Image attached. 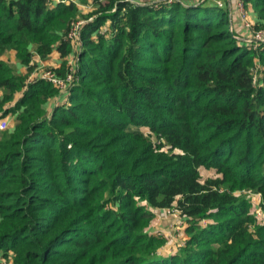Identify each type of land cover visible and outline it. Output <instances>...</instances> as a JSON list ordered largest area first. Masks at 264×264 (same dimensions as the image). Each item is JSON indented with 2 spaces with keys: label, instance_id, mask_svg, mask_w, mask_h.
Segmentation results:
<instances>
[{
  "label": "trees",
  "instance_id": "obj_1",
  "mask_svg": "<svg viewBox=\"0 0 264 264\" xmlns=\"http://www.w3.org/2000/svg\"><path fill=\"white\" fill-rule=\"evenodd\" d=\"M236 1L264 30V0ZM232 18L216 0H0V264H264V42ZM54 52L63 86L34 75ZM161 210L187 225L175 252L150 232Z\"/></svg>",
  "mask_w": 264,
  "mask_h": 264
},
{
  "label": "rangeland",
  "instance_id": "obj_2",
  "mask_svg": "<svg viewBox=\"0 0 264 264\" xmlns=\"http://www.w3.org/2000/svg\"><path fill=\"white\" fill-rule=\"evenodd\" d=\"M57 1L58 0H51V2H53L54 4ZM220 1H221V3H223V5H228L229 9L231 10V13H233V18H232L233 24H234L233 29L235 31L238 30L241 33L245 32V34L236 35V36L239 39L244 40L245 43L260 42L259 40H257L260 37L255 36V34L253 32L251 35H250V32H246L247 29L249 28L248 26H250L255 21V19H254L255 16L252 12V9L251 8L248 9L246 6H243L241 4L236 5L237 8L233 7L231 0H220ZM232 10H233V12H232ZM261 38L264 39L263 36ZM6 59H8L10 61V63L14 66V68L17 71L21 72L22 67H23L22 71H24V70L26 71V68H24V66H21L20 61L17 60L15 55H8V57H6ZM46 70H47V67L45 65L40 66L39 69L34 72V75L44 77L45 76L44 72ZM40 73H42V74H40ZM45 78H48V77L45 76ZM0 118H2V117H0ZM12 119L15 120L14 116L9 115L8 117H6V119L0 120V122L5 121V123H8V125L5 128L0 129V132L8 129L13 124V122L11 123ZM1 123H3V122H1ZM142 131L145 134H147L149 132V130L147 128H142ZM202 174L207 177L209 174H212V173L203 169ZM252 201H253L252 203L254 205L252 211H255V209L259 207L258 196H254ZM258 209H259L258 211L262 212L260 207ZM258 217H260V219L263 220L262 215H258ZM186 227H187L186 223L179 216H176V213H173V212L171 213L170 211L161 210V211L157 212L156 216L154 217L152 226L150 228V232L166 239V244L162 247L163 252L165 249H167L171 252H175L177 249H179L180 247L185 245V242L188 238L187 237L188 233L186 232ZM165 253H168V252H165Z\"/></svg>",
  "mask_w": 264,
  "mask_h": 264
},
{
  "label": "built area",
  "instance_id": "obj_3",
  "mask_svg": "<svg viewBox=\"0 0 264 264\" xmlns=\"http://www.w3.org/2000/svg\"><path fill=\"white\" fill-rule=\"evenodd\" d=\"M61 1H62V0H58L57 2H61ZM64 1L67 2V0H64ZM169 1H173V0H169ZM181 1H183V0H181ZM217 3H218L219 6H223V3H221L220 0H217ZM239 4L243 5L241 2L236 1V3H235V7H236V5H239ZM243 6H244V5H243ZM236 8H237V7H236ZM80 23H81L80 21L77 22V24H76L75 27L73 28V31H72L73 35H75V34L78 32V26H79ZM247 26H248V25H247ZM248 27H249L248 29H250V28L252 27V24H251L250 26H248ZM255 36L260 37V38H258L257 40H259L260 42H264V39L261 38L262 36H263V38H264V30H261V31L255 33ZM44 75H45L46 77H48V78H47L48 80H51V81H53L54 83H59L61 86H63V81L58 80V79L56 78L55 74H54L53 72H51V70H46V71L44 72ZM45 76H44V77H45ZM1 122H3V123H1ZM1 122H0V129L5 128V127L8 125V123H5V121H1ZM170 212L172 213V211H170ZM173 213H176V212H173ZM258 215H262V212H261V211H258ZM176 216H178L177 213H176Z\"/></svg>",
  "mask_w": 264,
  "mask_h": 264
},
{
  "label": "crops",
  "instance_id": "obj_4",
  "mask_svg": "<svg viewBox=\"0 0 264 264\" xmlns=\"http://www.w3.org/2000/svg\"><path fill=\"white\" fill-rule=\"evenodd\" d=\"M8 55H15V53L14 52H8L7 53V55H5L4 56V59H6V57H8ZM15 57H16V55H15ZM17 58V57H16ZM6 60H8V59H6ZM18 60V59H17ZM35 60H36V62L40 65V66H43V65H45V66H48V65H55V66H58L59 64H60V57H59V55L56 53V52H54L52 55H51V58L49 59V60H47V61H42V60H40V58L38 57V56H36L35 57ZM19 61V60H18ZM21 66H24L22 63H21ZM24 68H26L25 66H24ZM23 70V67L21 68V73H25V72H27V69H26V71L24 72V71H22ZM19 72V71H18ZM2 97V91L0 90V98ZM2 114V112L0 111V115ZM10 115V114H9ZM8 115V116H9ZM8 116H6V117H8ZM6 117H4V118H0V120H2V119H6ZM13 120V121H12ZM11 120V123L12 122H14V119H12ZM165 252H171V251H169V250H167V249H165L164 250V253Z\"/></svg>",
  "mask_w": 264,
  "mask_h": 264
}]
</instances>
